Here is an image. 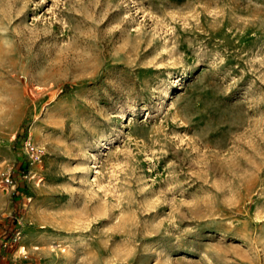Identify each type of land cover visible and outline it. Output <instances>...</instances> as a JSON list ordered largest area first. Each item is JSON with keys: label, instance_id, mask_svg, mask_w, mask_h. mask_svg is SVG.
Instances as JSON below:
<instances>
[{"label": "rangeland", "instance_id": "1", "mask_svg": "<svg viewBox=\"0 0 264 264\" xmlns=\"http://www.w3.org/2000/svg\"><path fill=\"white\" fill-rule=\"evenodd\" d=\"M0 264H264V0H0Z\"/></svg>", "mask_w": 264, "mask_h": 264}, {"label": "built area", "instance_id": "2", "mask_svg": "<svg viewBox=\"0 0 264 264\" xmlns=\"http://www.w3.org/2000/svg\"><path fill=\"white\" fill-rule=\"evenodd\" d=\"M12 183V180L9 176H5L4 178L0 179V187L4 188L9 186Z\"/></svg>", "mask_w": 264, "mask_h": 264}]
</instances>
